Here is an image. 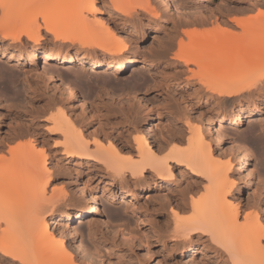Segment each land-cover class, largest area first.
I'll list each match as a JSON object with an SVG mask.
<instances>
[{
	"label": "rangeland",
	"instance_id": "1",
	"mask_svg": "<svg viewBox=\"0 0 264 264\" xmlns=\"http://www.w3.org/2000/svg\"><path fill=\"white\" fill-rule=\"evenodd\" d=\"M173 1L190 13H177L171 9L165 12L161 8L156 15L138 14L134 20L138 21L137 28L144 31L143 36H138L132 30L131 23H123L116 18V12L110 7L108 0H98L100 12L97 17L107 20L115 33L127 40L126 54L135 52L133 64L120 72H112L104 67L93 68L88 64L83 69L76 62L56 66L53 60L44 61L40 56L32 60L30 51L49 49L61 53L58 51L61 48L52 41L50 34H44V39L34 48L29 45L24 47L20 43L9 46L8 41L0 39V145L6 148L19 141L24 144L21 145L23 148L28 144L26 148L30 149L33 157L45 153L47 165L50 167L51 185L66 194L65 199L72 212V220L68 224L70 226L56 225L55 221L62 218L61 214L47 217L49 232L57 238L65 236L75 245L80 243L89 254L95 252L111 264H195L198 260H207L212 264L216 256H209L212 252L206 248L207 241L204 239L196 236L192 238L194 246L198 247L193 253L187 248L175 249L170 246L173 224L169 207L180 201L179 191L185 189L187 184L197 182L193 183L196 189L201 184H198L195 177L190 179L187 169L179 173L177 164L172 162L170 164L175 176L164 178L165 181L158 180L155 184L150 183L148 188L132 187L134 196L121 195L119 182L109 184L112 179L104 164L97 158L77 159L60 152L62 136L58 131L52 130L54 126L51 119L58 110L66 112L74 125L88 135V138H100L105 143V148L111 142L117 147L133 144V135L143 133L154 148L163 146V152L177 146V143L185 147V137L188 135L186 124L199 123L196 115L200 111L205 120L212 121L222 130V141L216 147L217 153H222L220 161H226L230 143L235 145L234 142L238 141L242 147L247 146L243 147L244 150H251L248 152L252 159L244 155L246 169L252 168L256 172L260 170L259 175L262 180L264 178V170L260 169L261 153L264 154V90L258 89L261 86L257 82L258 69H264V57L248 61L234 60V79L238 83H251L255 86L246 91L247 95L244 92L245 95L224 100L209 98L199 92L200 84L191 78L190 70L198 71L209 82H216L224 77L227 68L212 72L210 59L202 62L199 67L185 65L175 59V54L180 52L181 38L183 50L186 51L194 49L199 41L204 43L229 39L237 43L244 39L248 46L263 41L264 29L259 27L260 22L257 20L262 21L264 17L253 19L252 16L257 13L258 7H264V0ZM53 3L54 0H50L49 6H53ZM50 7L44 10L47 11ZM234 16L249 19L248 30L235 26L232 21ZM224 21H228L227 26L230 29L226 28ZM187 22L192 23L186 24ZM23 40L25 42L24 36ZM50 70L58 73L54 81L47 78ZM66 80L72 85L79 101L67 99L64 91L60 89V82ZM132 93L141 99L132 98ZM253 104H256L259 112L253 122L247 123L245 116ZM128 109H131L129 115L125 114ZM220 115L229 118L240 115L242 122L235 126L228 121H219ZM130 123L138 128L137 131L129 130L125 134V141L128 140L125 143L124 139H118L117 136L120 132H125ZM202 126L208 135H214L207 125ZM243 136L248 141H244ZM254 137L256 141L257 138L260 139L258 142L261 145L254 143ZM108 139L112 141L109 143ZM165 139L169 141L166 144L163 143ZM90 147L93 149L94 146ZM132 150L124 148L123 153L133 152ZM236 167L234 162V172ZM235 175L236 183L243 186L238 191L233 190L241 201L242 215L249 209L245 205L247 199L253 195L259 207L260 220L264 222V204L255 183L246 186V182L240 180L237 172ZM80 186L84 193L95 194L99 212L85 217L83 222L72 224L79 215L78 202L84 201ZM86 207L89 205L84 208ZM246 220L245 218V222ZM72 226L75 227V233L71 230ZM65 246L68 247V244L65 243ZM145 250L151 258L144 255ZM83 259L92 264H100L91 258Z\"/></svg>",
	"mask_w": 264,
	"mask_h": 264
},
{
	"label": "bare ground",
	"instance_id": "2",
	"mask_svg": "<svg viewBox=\"0 0 264 264\" xmlns=\"http://www.w3.org/2000/svg\"><path fill=\"white\" fill-rule=\"evenodd\" d=\"M49 2L50 0H0V39L8 41L9 46L20 43L24 47L29 45L34 48L40 40L44 39V34H50L52 41L58 43L61 48L58 50L61 53L41 49L30 51V58L33 60L40 56L44 61L53 60L56 66L76 62L83 69L88 64L93 68L104 67L112 72H120L133 64L135 52L125 53L128 49H126L127 40L118 36L107 20L97 17L100 12L98 0H54L51 7ZM108 2L116 12V18L123 23H131L132 30L138 36L144 34L143 29L137 28L138 21L134 20L138 14L156 15L161 8L165 12L171 9L177 13H190L173 0H108ZM47 7L50 8L45 11L44 8ZM260 16L264 17V7H258L257 13L252 18ZM241 18L234 16L233 24L246 30L249 19ZM257 21L260 22L259 27L263 30L264 19ZM224 24L229 25L228 21H224ZM225 30L228 31V29ZM22 36L25 37V42L22 41ZM181 39L180 52L175 54L176 60L184 62L185 65L193 64L199 67L202 62L210 59L212 72L221 68L228 69L224 77L216 82H209L198 71L190 70L191 78L196 79L200 84L198 90L203 95L217 100L231 97L234 99V97L245 95L244 92L249 91L251 86H255L251 83L250 85L238 83L232 75V67L234 60L262 59L264 40L252 46H248L244 39L237 43L229 39L219 42L199 41L198 45H194V49L186 51L183 50ZM69 49L73 51H68ZM18 50L22 49L18 48ZM64 51L66 53H62ZM222 56L224 57L221 58ZM260 69L257 71L259 72L257 82L261 86L258 89L263 91L264 69ZM57 74V71L50 70L47 78L54 81ZM60 85L67 99L79 101L67 80L61 81ZM131 96L141 99L135 93ZM81 104L84 105V102ZM130 112L131 109H128L125 114L129 115ZM199 112L196 115L199 123L186 124L188 135L185 137V147L177 143V146L174 145L164 152L163 146L154 148L143 133L133 135V144H124V147H117L111 142L112 140L108 139L111 143L109 146L106 144L105 148L103 147L105 143L100 138L97 136L88 138V135L76 127L63 110H58L51 119L54 126L52 130L58 131L62 136L60 152L77 159L97 158L104 164L105 170L112 179L109 184H113L114 181L119 182L121 195L134 196L132 187L148 188L158 180L163 181L164 178L175 176L170 164L172 162L177 164L179 173L187 169L190 179L195 177L198 184H201L198 187L200 191L193 185L197 182H190V185L187 184L185 189L177 193L180 201H176L169 207L173 224H171L173 239L171 238L170 245L172 248L183 247L193 253L198 250L192 240L196 236L207 241L206 248L212 252L209 256H216L212 264H264V222L260 220L257 201L253 195L248 198L245 205L250 211L246 209L248 213L242 215L241 201L233 193V190L238 191L240 187H243L236 183L235 173L237 172L240 180L246 182V186L255 183L264 204V178L262 180L259 175L260 170L256 172L252 168L246 169L244 155L250 159L251 154L248 152L250 149L244 150L243 147L247 148V146L242 147L238 141L234 142L235 145L230 143L226 161L225 159L220 161L222 153H217L216 147H219L218 144L222 141V130L212 121L205 120ZM258 112L256 104H253L245 116L247 123L253 122ZM218 118L219 121H228L235 126L242 122L240 115L231 118L220 115ZM202 124L207 125L214 135H208ZM129 125L130 128H126L125 132H120L118 139L125 141V134L129 130L137 131L136 125L132 126L131 123ZM150 129L149 126L148 130ZM243 137L244 141L245 139L248 141L246 136ZM257 140L260 141L259 138ZM253 141L258 142L255 137ZM127 142L128 140L125 141ZM168 142L165 139L163 143ZM21 143L16 141V144L14 142L12 146L9 144L6 148L0 145V264H92L83 258L97 260L100 264H111L95 252L89 254L80 243L75 245L65 236L57 238L49 232L46 221L49 216L61 214L62 218L56 219V225L70 226L68 224L72 220L71 206L66 202V194L51 185L50 167L47 165L45 153L33 157L30 149L26 148L28 144L23 148L24 144ZM90 145L94 146L93 149ZM258 145L261 143L258 142ZM124 148L133 149V152L123 153ZM262 152L264 153L263 149ZM261 155L260 169L263 171L264 154L261 153ZM234 162L237 164L236 172L233 169ZM56 188L59 189L57 186ZM82 188H80V194L84 201L78 202L79 215L72 224L83 222L85 217L99 212L95 194L84 193ZM84 205L89 207L84 208ZM186 211L189 213H185ZM71 230L74 232L75 227L72 226ZM143 253L147 258H151L148 251L145 250ZM195 264H210V261L198 260Z\"/></svg>",
	"mask_w": 264,
	"mask_h": 264
}]
</instances>
